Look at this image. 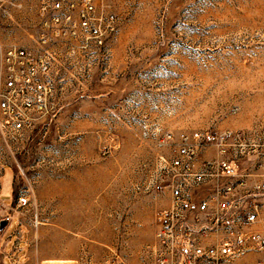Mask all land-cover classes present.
Instances as JSON below:
<instances>
[{
    "label": "rangeland",
    "instance_id": "rangeland-1",
    "mask_svg": "<svg viewBox=\"0 0 264 264\" xmlns=\"http://www.w3.org/2000/svg\"><path fill=\"white\" fill-rule=\"evenodd\" d=\"M41 2L0 0V46L36 45ZM97 4L117 17L104 46L61 43L51 61L65 80L54 83L48 112L21 131L0 124V161L14 171L12 215L26 224L16 231L23 264H161L154 211L166 201L150 182L168 154L165 135L264 131V0ZM17 15L23 30L1 29ZM252 162L249 187L264 171V161ZM10 177L2 186L12 203ZM19 196L27 204L17 205ZM2 220L0 211V264H10L4 246L14 228ZM219 264H260V253Z\"/></svg>",
    "mask_w": 264,
    "mask_h": 264
},
{
    "label": "built area",
    "instance_id": "built-area-1",
    "mask_svg": "<svg viewBox=\"0 0 264 264\" xmlns=\"http://www.w3.org/2000/svg\"><path fill=\"white\" fill-rule=\"evenodd\" d=\"M36 45L0 46V124L21 131L48 112L56 81H64L51 52L68 47L101 49L117 29L115 13L97 0H42ZM150 182L166 204L155 208L153 253L161 264H219L249 250L264 264V131L196 129L169 132ZM28 197L19 196L17 205ZM12 205V204H10ZM0 199L6 221L12 209Z\"/></svg>",
    "mask_w": 264,
    "mask_h": 264
},
{
    "label": "crops",
    "instance_id": "crops-1",
    "mask_svg": "<svg viewBox=\"0 0 264 264\" xmlns=\"http://www.w3.org/2000/svg\"><path fill=\"white\" fill-rule=\"evenodd\" d=\"M8 16H10V15L8 13H6V17L3 18L1 16V20L2 21L5 20L8 23ZM16 19L19 20V22H16V24H14L12 27H6L4 25H1V29L6 30V31L11 30L14 33L20 32L21 30L24 29V27H23L24 22L22 21L23 17H21V15H17ZM9 172H11V173H9ZM10 175H11V177H10V180H8V181H10L9 186L11 185V189H12V193H11L12 203L7 202L6 196L4 195V188L2 186V181L4 179H7L8 176H10ZM14 197H15L14 171H13L11 166L4 164L3 162L0 161V199L2 201H4L6 204L10 205V204H13ZM24 227H26V224L23 221H21L20 217H17L16 215H14L13 219L8 224V230L10 228H14L13 232L10 234L11 238L7 241L6 245L4 246V250L6 251V254H7L6 257L9 259L10 264H23L21 259H22V252L25 248V246L23 245V242L25 240H23V238H22L23 235L19 236L20 232H16V231H18L19 228H21V230L24 231ZM14 233H16L15 236H14ZM15 241H17V244H18L17 247L14 245ZM10 244H11V246L8 248V246Z\"/></svg>",
    "mask_w": 264,
    "mask_h": 264
},
{
    "label": "water",
    "instance_id": "water-1",
    "mask_svg": "<svg viewBox=\"0 0 264 264\" xmlns=\"http://www.w3.org/2000/svg\"><path fill=\"white\" fill-rule=\"evenodd\" d=\"M6 224H7V221H6V220H2V221H1V227H2V228H3Z\"/></svg>",
    "mask_w": 264,
    "mask_h": 264
},
{
    "label": "bare ground",
    "instance_id": "bare-ground-1",
    "mask_svg": "<svg viewBox=\"0 0 264 264\" xmlns=\"http://www.w3.org/2000/svg\"><path fill=\"white\" fill-rule=\"evenodd\" d=\"M76 217V216H75ZM74 219V218H73ZM77 221V220H76Z\"/></svg>",
    "mask_w": 264,
    "mask_h": 264
}]
</instances>
